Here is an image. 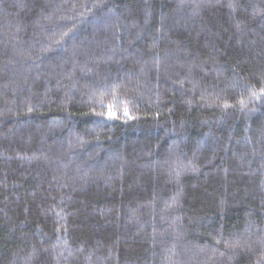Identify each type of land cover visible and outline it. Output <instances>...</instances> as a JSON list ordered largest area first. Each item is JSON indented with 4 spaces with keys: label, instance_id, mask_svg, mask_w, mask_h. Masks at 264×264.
<instances>
[{
    "label": "trees",
    "instance_id": "16d2710c",
    "mask_svg": "<svg viewBox=\"0 0 264 264\" xmlns=\"http://www.w3.org/2000/svg\"><path fill=\"white\" fill-rule=\"evenodd\" d=\"M0 264H264V0H0Z\"/></svg>",
    "mask_w": 264,
    "mask_h": 264
},
{
    "label": "snow or ice",
    "instance_id": "6c2138e0",
    "mask_svg": "<svg viewBox=\"0 0 264 264\" xmlns=\"http://www.w3.org/2000/svg\"><path fill=\"white\" fill-rule=\"evenodd\" d=\"M111 115V114H110Z\"/></svg>",
    "mask_w": 264,
    "mask_h": 264
}]
</instances>
